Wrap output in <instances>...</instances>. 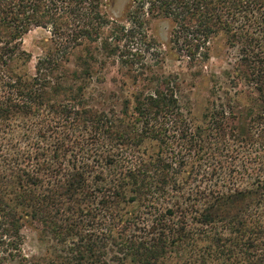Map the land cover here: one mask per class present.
<instances>
[{
    "label": "trees",
    "instance_id": "trees-1",
    "mask_svg": "<svg viewBox=\"0 0 264 264\" xmlns=\"http://www.w3.org/2000/svg\"><path fill=\"white\" fill-rule=\"evenodd\" d=\"M106 1L0 0V264H264V0H140L191 60L221 37L238 51L233 84L258 106L243 127L231 101L196 125L161 76L121 112L92 106L93 46L120 51ZM33 28L52 38L31 76L12 64ZM78 50L90 60L70 71ZM25 230L43 258L25 255Z\"/></svg>",
    "mask_w": 264,
    "mask_h": 264
},
{
    "label": "rangeland",
    "instance_id": "rangeland-1",
    "mask_svg": "<svg viewBox=\"0 0 264 264\" xmlns=\"http://www.w3.org/2000/svg\"><path fill=\"white\" fill-rule=\"evenodd\" d=\"M102 10L112 21L110 27L116 30L113 33L112 29H105L104 40L110 37L120 51L107 58L108 55L102 54V45L95 44L92 52L98 62L91 61L88 52L79 50L65 62L67 68L74 71L82 54L96 66L97 74L87 92L88 102L92 106L100 111L121 112L133 94L141 90L145 96L154 93L161 77H164L174 81L183 112L196 125H202L204 114L213 103L233 102L234 110L238 113L233 123L240 127L248 124L252 112L256 113L258 106L250 96V90L244 83L233 84L235 81L231 73L238 65V51L227 49L223 37L212 44L211 53L218 57L213 55L206 62L191 60L184 51H180V45L171 43L174 31L172 21L150 14L147 7L140 5V0H107ZM123 27L127 30L134 27L135 36L128 39L125 36L127 33L121 31ZM51 38L49 30L33 28L21 40L22 48L29 56L28 63H13L12 68L17 71L22 69L34 76L36 65L46 55ZM23 236L25 255L43 258L48 247L40 242L37 233L25 230Z\"/></svg>",
    "mask_w": 264,
    "mask_h": 264
}]
</instances>
